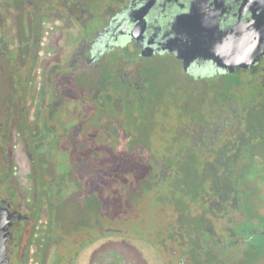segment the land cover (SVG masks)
<instances>
[{"label": "flooded vegetation", "instance_id": "flooded-vegetation-1", "mask_svg": "<svg viewBox=\"0 0 264 264\" xmlns=\"http://www.w3.org/2000/svg\"><path fill=\"white\" fill-rule=\"evenodd\" d=\"M244 1L0 0L9 264H264V54L221 67Z\"/></svg>", "mask_w": 264, "mask_h": 264}, {"label": "water", "instance_id": "water-1", "mask_svg": "<svg viewBox=\"0 0 264 264\" xmlns=\"http://www.w3.org/2000/svg\"><path fill=\"white\" fill-rule=\"evenodd\" d=\"M252 12V19L243 24L242 52L238 53L235 63H223L221 67L233 69L234 66L249 67L264 54V0H245L244 13ZM8 213L0 207V264H9L6 249Z\"/></svg>", "mask_w": 264, "mask_h": 264}, {"label": "rangeland", "instance_id": "rangeland-1", "mask_svg": "<svg viewBox=\"0 0 264 264\" xmlns=\"http://www.w3.org/2000/svg\"><path fill=\"white\" fill-rule=\"evenodd\" d=\"M116 215L126 222L129 226V231L136 237H145L149 232L150 221L154 220V215L142 214L136 210H133L130 214H124L121 211H116ZM262 260L255 257L250 264H261Z\"/></svg>", "mask_w": 264, "mask_h": 264}]
</instances>
